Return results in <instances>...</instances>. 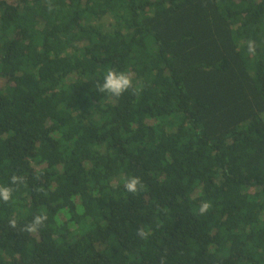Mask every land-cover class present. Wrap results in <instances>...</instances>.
Returning <instances> with one entry per match:
<instances>
[{"label":"trees","instance_id":"1","mask_svg":"<svg viewBox=\"0 0 264 264\" xmlns=\"http://www.w3.org/2000/svg\"><path fill=\"white\" fill-rule=\"evenodd\" d=\"M0 79V264H264V0H0Z\"/></svg>","mask_w":264,"mask_h":264},{"label":"clouds","instance_id":"2","mask_svg":"<svg viewBox=\"0 0 264 264\" xmlns=\"http://www.w3.org/2000/svg\"><path fill=\"white\" fill-rule=\"evenodd\" d=\"M51 10V8H50ZM253 42L249 41V52H254ZM133 88V80L129 74L125 72H119L115 69H110L106 72L103 82L97 84V89L100 93H107L113 97H120L125 92ZM24 181L22 176H12L11 184H20ZM138 186L141 185V181L137 177L130 178L124 185L126 191L130 193H136L138 191ZM13 189L9 186H0V201L8 203L12 199ZM212 207L211 203L204 201L199 206V214H206ZM47 215H35L32 220L27 223L22 229V232H27L29 234L35 233L40 227L44 225L47 221ZM17 220L15 218H10L9 226L13 229L17 227ZM141 237H145L146 233L143 229L138 230L137 233Z\"/></svg>","mask_w":264,"mask_h":264},{"label":"rangeland","instance_id":"3","mask_svg":"<svg viewBox=\"0 0 264 264\" xmlns=\"http://www.w3.org/2000/svg\"><path fill=\"white\" fill-rule=\"evenodd\" d=\"M4 81L0 79V87L3 85Z\"/></svg>","mask_w":264,"mask_h":264}]
</instances>
